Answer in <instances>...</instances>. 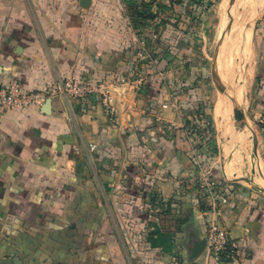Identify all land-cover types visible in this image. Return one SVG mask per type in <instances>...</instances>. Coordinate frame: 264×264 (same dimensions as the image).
Segmentation results:
<instances>
[{"label": "crops", "instance_id": "1", "mask_svg": "<svg viewBox=\"0 0 264 264\" xmlns=\"http://www.w3.org/2000/svg\"><path fill=\"white\" fill-rule=\"evenodd\" d=\"M91 1L86 9L81 0H0V90L11 81L36 92L59 78L103 80L114 85L118 109L116 126L95 96L52 98L47 115L43 104L0 117L1 259L264 264V199L207 163L212 148L202 121L207 128L211 89L198 72L205 56L199 34L216 19L219 0H203L195 21L190 0H154L169 8L143 32L129 17L131 0ZM258 3L248 22L234 24L219 51L226 94L220 93L213 118L218 139L233 145L232 153L247 148L254 134L242 131L233 115L234 104L245 98L264 166V0ZM229 10L224 0L221 36ZM228 47L233 84L222 57ZM221 97L230 101L232 116L222 125ZM190 125L196 128L192 136ZM192 147L201 150L194 154ZM206 170L228 195L226 205L217 208L207 191L196 189ZM208 217L229 231L238 260L217 262L205 251L191 260L195 243L206 238Z\"/></svg>", "mask_w": 264, "mask_h": 264}, {"label": "built area", "instance_id": "2", "mask_svg": "<svg viewBox=\"0 0 264 264\" xmlns=\"http://www.w3.org/2000/svg\"><path fill=\"white\" fill-rule=\"evenodd\" d=\"M142 43L144 45L145 41ZM144 53H140L141 58L144 57ZM122 82L125 83L126 81L122 80ZM114 95V85L103 80L92 83L85 80L78 81L74 78H59L50 88L36 92H26L18 81H11L0 90V117L14 109L41 107L48 99L55 97L87 99L95 96L99 99L109 122L116 126L118 123V109L114 101ZM204 127L206 128V123ZM187 131L192 136L196 128L190 125ZM192 151L196 154L197 147H192ZM205 174L204 180L197 185L196 189L207 191L217 208L226 205L228 203V195L220 190L218 185L210 179L208 170H206ZM205 227L207 239L206 255L217 262H222L225 259L229 261L238 260L241 253L238 245L230 239L229 231L225 227L218 225L211 217L206 218Z\"/></svg>", "mask_w": 264, "mask_h": 264}, {"label": "rangeland", "instance_id": "3", "mask_svg": "<svg viewBox=\"0 0 264 264\" xmlns=\"http://www.w3.org/2000/svg\"><path fill=\"white\" fill-rule=\"evenodd\" d=\"M238 0L235 4L234 13H233V26L235 23L239 22H248L249 18L251 17V13L254 12V10L257 8L258 5H260L258 2H262L263 0ZM244 5V8H242V4ZM224 3V0H219L217 4H215L216 9L213 12L214 17L216 19H213V22L208 24L205 30H203V34H199V42L201 44V47H204V58L203 60L199 61V69L198 72L201 75V78L205 80L206 88L211 89V94L209 95L208 100L206 101L205 106V118L207 122L210 123L211 120H213V128L215 130V144H211L210 146L213 147V150L209 152V157L207 161L209 168H212V165L215 166V168H218V170L223 171L225 174H227V178L230 182L235 183V180L238 181V179H246V178H253L256 180V182H260L262 185H264V166L262 164V160L260 157L257 159L253 155L252 151V141L249 142V146L247 148L243 147L241 150L235 151V154L232 153L234 150V146L231 145L228 141L221 142V140L218 139V134L214 122V107H216V104L219 100V96L221 95L213 81L212 77V64H213V57L215 50L222 38V30L223 27H221V24L223 21H220V17L218 14L220 6ZM227 4L229 6L230 0H227ZM241 8V9H240ZM264 12V9L261 13ZM247 20H244L247 18ZM244 20V21H243ZM234 29L232 28V33ZM205 38V39H204ZM202 50V49H201ZM231 53L229 51V47L225 50V52L222 53V57L224 61H226L228 58H230ZM221 69V67H219ZM219 104V102H218ZM246 113V115H249L248 112V104L245 101V98L243 100V103L240 105ZM217 116V113H216ZM212 122V121H211ZM230 134V128H226L224 131V136H229ZM200 149V147H197ZM215 148V149H214ZM201 150V149H200ZM229 164H231V169L228 171L227 167H229ZM253 170L256 171V174H253ZM258 186H260L257 183H254ZM237 185L245 186L249 188V190L253 191L251 186L247 184L244 181L237 182ZM261 187V186H260ZM263 196V195H259ZM262 198V197H261Z\"/></svg>", "mask_w": 264, "mask_h": 264}, {"label": "water", "instance_id": "4", "mask_svg": "<svg viewBox=\"0 0 264 264\" xmlns=\"http://www.w3.org/2000/svg\"><path fill=\"white\" fill-rule=\"evenodd\" d=\"M238 0H230V10L228 11V24L226 26V29L224 31V34L215 50L214 53V57H213V64H212V77H213V81H214V85L217 89V91L219 93L222 94H226L225 93V88L224 85L222 84V80L220 78V74L218 71V54L220 49L224 46L227 37H229L231 35L232 32V28H233V23L234 20L232 18V14H231V9L235 6V4L237 3ZM92 1L91 0H81V6L83 8H89L91 5ZM235 102V101H234ZM52 107V99H48L43 108H44V114H48L50 109ZM233 115L237 121L238 126L240 127V129L242 131H244V129L248 128L249 131H252L254 134V137H250V141H252V151H253V155L255 158H259V153H258V137H257V133L255 132V130L252 128V126L249 124V121L247 119V116L245 114V111L242 107H240V105L234 104L233 106ZM253 174H256V171L253 170ZM239 181H244L247 184H249L252 188L253 191H255L258 195H263L261 196L264 199V189L261 188L260 186L254 184L255 179L253 178H246V179H238L235 180V182H239ZM207 246V239L204 238L198 242L195 243L192 252H191V260L197 259L199 258L205 251ZM20 260L18 258H2L0 261V264H20Z\"/></svg>", "mask_w": 264, "mask_h": 264}, {"label": "trees", "instance_id": "5", "mask_svg": "<svg viewBox=\"0 0 264 264\" xmlns=\"http://www.w3.org/2000/svg\"><path fill=\"white\" fill-rule=\"evenodd\" d=\"M183 0H177L173 3H182ZM191 4L193 5V21L196 20V15L198 9H200V6L203 3V0H190ZM211 3L206 6V10L210 9ZM157 7V10H156ZM168 6L164 3H158L156 4L154 0H131L128 2V11H129V17L132 21L133 27L140 32H143L146 28L149 27L150 23L154 22L159 16L160 13L168 10ZM204 13H202L203 15ZM204 116V114H203ZM212 121V122H211ZM210 123L208 122L207 128L203 129L205 137L209 140V146L211 144H215V130L213 128V120H211ZM202 124L204 126V123L202 121ZM213 150V147L210 146ZM215 149V148H214ZM204 192L205 190H201Z\"/></svg>", "mask_w": 264, "mask_h": 264}, {"label": "bare ground", "instance_id": "6", "mask_svg": "<svg viewBox=\"0 0 264 264\" xmlns=\"http://www.w3.org/2000/svg\"><path fill=\"white\" fill-rule=\"evenodd\" d=\"M224 66H225V68H226V70L228 72V78H229L230 82H232V84H233L234 81H235V77H236V75H235L236 73H234V71H236V68H235L234 64L231 61H226L224 63ZM219 67H220V62H219L218 68ZM222 76H223V80L228 84L226 76L224 74H222ZM239 89H240V87H239ZM237 96L241 97L240 92H238ZM221 99H222V102L220 104V115H219V118L222 119V121H220V119H218V118L217 119L219 120L218 122L222 125L223 120H230V119H232V116H230V113H231L230 101L227 98H225V97H221ZM240 100H241V98H240ZM231 103H232V101H231Z\"/></svg>", "mask_w": 264, "mask_h": 264}]
</instances>
